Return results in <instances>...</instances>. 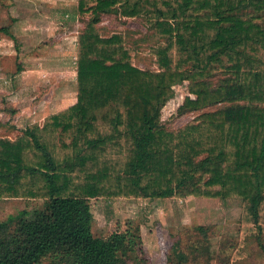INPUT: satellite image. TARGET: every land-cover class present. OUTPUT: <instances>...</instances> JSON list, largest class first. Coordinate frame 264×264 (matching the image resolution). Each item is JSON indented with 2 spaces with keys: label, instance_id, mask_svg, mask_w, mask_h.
<instances>
[{
  "label": "trees",
  "instance_id": "1",
  "mask_svg": "<svg viewBox=\"0 0 264 264\" xmlns=\"http://www.w3.org/2000/svg\"><path fill=\"white\" fill-rule=\"evenodd\" d=\"M75 15L76 101L0 137V199L46 202L0 220V264H127L139 228L93 236V198H238L241 229L264 231V0H77ZM103 15L142 20L155 70ZM185 81L180 108L222 106L171 131L161 111Z\"/></svg>",
  "mask_w": 264,
  "mask_h": 264
},
{
  "label": "rangeland",
  "instance_id": "2",
  "mask_svg": "<svg viewBox=\"0 0 264 264\" xmlns=\"http://www.w3.org/2000/svg\"><path fill=\"white\" fill-rule=\"evenodd\" d=\"M76 3L77 0H0V137L13 138L25 126L23 120L18 127L12 123L11 109L21 111L29 106L34 108L40 101L44 104L43 101L47 99L42 96L49 89L40 86L33 90L31 98L26 97L29 93L28 87L22 86L23 81L26 82L23 73L28 67H32V63L26 60V54L36 53L37 50L27 51L24 48L20 34L11 29L13 20L31 13L41 17L45 14L55 15V28L51 32L50 28H46L45 36L38 34L39 44L49 43L48 40L59 42L52 44L53 47L46 52L39 51V54H50L49 68H56V74H53L56 77L51 81L54 85L65 86L64 93L68 97L62 98L64 102L59 104L62 107L71 103L76 96V46L73 36H77L83 29V21H86V18L80 19L75 15ZM98 26L104 35L124 33L127 46L132 48L134 64L140 68L155 70L153 56L149 54V47L153 44L149 38L151 31L140 18L119 19L113 15H103ZM68 35L70 39L67 38ZM63 42L70 46L64 55L61 54V48L65 45ZM59 59L65 62L64 66L59 65ZM40 75L41 78H51L47 73ZM222 77L224 76L216 73L210 77V83L215 85ZM173 88V98L161 111V124L168 130L176 131L188 122L197 121L201 113L214 111L222 106L220 103L199 110H185L180 108L184 97L190 95L194 98L188 93L187 82L174 85ZM45 108L44 111L48 106ZM45 203V200L0 199V220L21 213L27 218L37 217ZM242 205V200L238 198H93L90 199L93 214L91 233L95 237L105 238L114 231L138 227L142 252H131L127 264H264V231L254 229L252 223L253 230L241 229ZM261 223L264 224V219ZM143 238L151 249L144 246ZM175 246L177 251L186 255L185 262H178L173 251ZM161 251L165 254V259L159 258V255L154 256L155 253L161 255Z\"/></svg>",
  "mask_w": 264,
  "mask_h": 264
},
{
  "label": "crops",
  "instance_id": "3",
  "mask_svg": "<svg viewBox=\"0 0 264 264\" xmlns=\"http://www.w3.org/2000/svg\"><path fill=\"white\" fill-rule=\"evenodd\" d=\"M55 17L54 14L48 15L45 14V16H35L33 13L31 14H24L22 15L20 18L17 17V19H14V24L12 25L11 29L12 31L20 34V36L22 37L23 40V45L24 48L27 51H33V50H37L36 53L31 52V54L27 53L26 57L30 63H32V67L31 68H27L25 70V72L23 73V75L25 74L24 78H26V82L23 81V85L25 87H28V91L27 93H29L28 96H26L27 98H31L34 91L36 89H39L40 86H44L46 88H49L48 90L46 89V93L43 94V98L47 99L45 102L43 101L44 104H42V102L40 101L37 105H34V108H31V106L27 107V109L22 108L21 111H16L13 115H12V123L16 124L18 127V124H21L20 121H24V124L27 125L29 123L32 122H42L43 119L54 112H57L63 108L68 107L69 105L73 104L76 101V96L74 98V100L71 103H68V105H65L60 107L59 104H63L61 103V101H63L62 98H66L68 97L67 94H65V86H60L57 85L55 83H53V81H51L52 78L56 77V75L54 76L53 74H56L55 69L53 68H49V55L50 54H45L42 56V54H39V51L41 52H46V50L51 49L53 46L52 44H57L59 41H55V40H48L49 43H45L44 44H39L40 43V36L38 34H42L43 36H45L46 31L45 29H49L52 30V28H55L53 25V18ZM19 18V19H18ZM45 18H48V20H46ZM44 19V20H43ZM40 23V24H39ZM47 26V27H46ZM65 30H68L67 28ZM48 31V33H49ZM51 32V31H50ZM68 39H70L71 37H67ZM75 42H76V35L73 36ZM67 43L69 42L66 41ZM64 46H62L61 48V54L64 55L65 51L67 49L70 48V46H67L66 44ZM54 44V45H55ZM75 46V43H74ZM36 47V48H35ZM53 52V50H52ZM34 53V54H33ZM76 55V54H75ZM27 61V63H29ZM65 62H61L59 59V65L60 66H64ZM29 65V64H28ZM53 66V65H50ZM59 66V67H60ZM41 73H47L51 76V78L46 77L45 78H41ZM59 74V73H57ZM22 75V76H23ZM76 94V93H75ZM66 100V99H65ZM54 102V103H53ZM64 102V101H63ZM67 102V100H66ZM48 106V109L44 111V109H46L45 107ZM52 108H55L54 110H52ZM143 242H144V238H143ZM144 246H146L148 249H151L150 246L146 245V242H144ZM160 248V247H158ZM153 249V248H152ZM152 252L154 253V251L152 250ZM155 255H159V258L162 257L165 259V254L163 253V251H161V255L155 253Z\"/></svg>",
  "mask_w": 264,
  "mask_h": 264
}]
</instances>
